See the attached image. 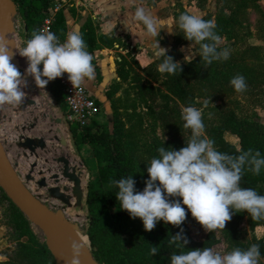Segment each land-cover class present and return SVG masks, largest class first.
Here are the masks:
<instances>
[{"label":"trees","instance_id":"trees-1","mask_svg":"<svg viewBox=\"0 0 264 264\" xmlns=\"http://www.w3.org/2000/svg\"><path fill=\"white\" fill-rule=\"evenodd\" d=\"M55 1L60 0H11L23 20L24 41L30 38L36 25L49 14ZM228 1L221 8L217 7L213 16L206 13L202 18L205 20L214 19L216 25L214 31L224 39L235 41L237 37L235 25L237 24L238 14L249 6H256L258 0H233L234 3ZM184 11L185 9L181 6V12ZM70 12L73 14L71 9ZM178 15L175 12L174 18ZM52 27L57 38L65 32L66 23L62 7L54 14ZM97 31V26L93 24L90 18H87L80 26L78 32L81 34L87 50L111 48L115 44L119 46L118 42L121 41L117 36L98 33ZM234 41L228 47L220 45V48L230 49L233 47L231 44ZM185 42L188 41L182 37V33H179L178 30L174 38L175 46ZM196 49H198V45ZM233 55V51L230 49L226 60H214L210 64H205L197 54L190 63L180 64L181 71L179 74L174 75L157 72L155 64V66L148 65L146 67H141L139 63L136 64L140 71L150 76L152 82H159V85L167 94L177 98L185 107L189 105L194 107L198 104L197 98L213 103L216 99L222 100L224 96L232 94L234 89L229 84V80L237 74L244 77L245 83L248 81L254 84L257 81V78L244 67L235 63ZM115 66V73L119 80L110 83L104 91V96L109 101L113 112L111 130L103 127L95 119L88 124L79 125L75 120L65 118L68 132L77 153L79 154L78 150L86 145L95 162L92 175L89 176L86 183L84 199L88 216L85 232L94 261L98 264H169V255L184 249H176L169 245L167 243L168 235L175 234L181 229L188 241L185 248H211L216 241L213 232H208L201 241H195L191 237L188 221L197 222L187 211L185 220L179 226L157 221L151 230L145 231L139 218L130 217L125 210L119 209L114 195L116 189L112 181L123 176L132 175L136 190H141L144 186L143 182L147 178L145 167L151 158L157 155V148L162 145L179 149L183 144L174 141L162 143L157 139H153L150 144L141 143L140 145L142 153L149 159L136 154L133 141L136 137L137 127L138 142L140 141L139 131H141L142 114L139 111L138 113L135 112L136 104L133 100L132 104L126 107L128 113H126V118L123 119L114 97L119 90L120 82L128 78L133 68L130 67L129 61L123 55H120V60L115 61ZM93 67L96 80L99 81L101 79L100 71L96 65H93ZM151 81L140 86L151 93H161L160 88L154 87ZM45 87L49 90L62 115L66 117L68 111L63 102L61 87L55 79L49 81ZM221 102L215 105V108H220ZM97 104L100 103L97 101ZM139 106L151 108L138 87ZM226 131L237 138L236 145L225 140L224 132ZM208 138L213 140V147L217 151L235 156L240 151L251 148L258 150L261 157H264V124L252 118L240 117L233 108L226 113L221 112L218 123L211 125L208 129ZM240 184L242 187L253 188L258 194L264 195V169L259 174H254L247 169L242 170ZM168 199L179 200V197L169 196ZM17 217L20 218L17 225L21 224L23 227L20 234L33 240L34 235L29 227L28 220L21 213H18ZM243 217H246V223L250 230L253 231L255 227L259 226L263 228V235L260 238L253 237L252 244L259 245V257L264 258V218L253 219L244 211L232 213L231 218L224 224L225 234L229 242L233 248L246 249L250 245L241 242L238 236V226ZM153 246L158 251L150 256L149 248ZM38 259L39 264H56L45 243L39 245Z\"/></svg>","mask_w":264,"mask_h":264},{"label":"clouds","instance_id":"clouds-1","mask_svg":"<svg viewBox=\"0 0 264 264\" xmlns=\"http://www.w3.org/2000/svg\"><path fill=\"white\" fill-rule=\"evenodd\" d=\"M122 23L140 43H149L152 55L160 59L156 71L161 74L174 75L181 71L180 62L167 55L159 44L157 37L162 30L177 33L173 28L178 29L185 40L198 45L199 58L205 64L226 60L229 55L227 48H220L222 37L214 31V19L205 20L200 14L187 10L173 22L137 6ZM103 30L112 31L113 24L106 21ZM16 52L26 58L24 77L31 76L39 88L62 74H66L72 88L93 77L92 57L78 31H69L62 42L51 31H34ZM8 53L7 47L0 43V104L19 105L25 96L22 88L26 80L10 63ZM194 56L196 54L187 49L183 60L190 63ZM229 84L237 92L246 88L244 77L239 74L233 76ZM201 115V111L191 105L182 108L180 118L183 128L190 129V137L179 149L162 145L157 148V155L145 167L147 178L141 190H136L132 175L112 181L119 209L130 217L139 218L145 231L151 230L157 221L179 226L185 220L186 211L208 231L224 228L236 211L247 212L253 219L264 218V195L240 184L242 170L259 174L264 169V157L251 148L235 156L217 151L213 140L203 135ZM169 196L179 197V200H169ZM167 243L184 249L171 253L169 264H257L260 256L256 243L246 249L233 248L223 253L208 247L185 248L188 241L182 229L168 235ZM157 251L153 246L149 248V255ZM73 252L72 264H78L77 250Z\"/></svg>","mask_w":264,"mask_h":264},{"label":"rangeland","instance_id":"rangeland-1","mask_svg":"<svg viewBox=\"0 0 264 264\" xmlns=\"http://www.w3.org/2000/svg\"><path fill=\"white\" fill-rule=\"evenodd\" d=\"M89 1L93 4L96 2L95 0ZM226 1L227 0H138L136 5L144 7L146 10L151 11L161 19H168L174 22V13L177 12L180 14L181 6L190 13H197L201 16L210 13L213 16L216 13V8H221ZM229 1L234 3L233 0ZM104 3L110 5L116 3V0H105ZM63 4V14L66 12L73 17H76V14H79V11L82 12L85 10V6L80 4L78 0H65L62 5ZM70 9L73 14L70 12ZM124 14L125 11L124 13L121 12L120 16L123 17ZM87 18H90V16L88 15L86 19ZM90 19L93 21V24L97 26L96 21H94L93 18ZM69 22H71V19H69ZM6 24V39L9 40L13 38L15 40L16 52L23 46L25 34L21 14L16 10L11 0H8ZM118 24L122 29L127 31L126 33H128V36L122 37L117 35L121 42H118L119 46L115 44L113 47L109 48L108 54L111 56L115 69V61L120 60V55L126 56V59L131 65L130 67L133 69L129 73L128 78L120 82L119 90L114 96L116 99V106L121 113V117L125 119L126 113H128L126 107L132 104L133 100L135 101V112L138 113L139 111L142 115L140 123L141 131H139L140 141L138 142L137 127L133 147L137 155L149 159V157L142 153V147L140 146L141 143L147 145L150 144L153 139H157L162 143L174 141L183 144L184 142H187L190 137V129L183 128V121L180 118L181 110L185 106L177 98L167 94L159 85V82H152L150 76L138 69L136 63H139L141 67H146L148 65L157 66L160 59L152 55L149 43H140L138 39L134 38L129 33L122 21L113 22V26ZM68 25L69 26L68 28L66 27L65 32H63L58 38L60 42L65 39V36L69 31H74L71 27L72 24L68 23ZM97 29V32L99 33L98 26ZM173 30L178 32L175 28H173ZM235 30L237 37L235 41L232 40L234 41L231 44L233 47L230 48L234 54L233 60L256 77L257 81L254 84L247 81V83H245L246 88L242 92L234 90L232 94L224 96L222 100L216 99L213 103L201 98L196 99L198 104L194 107L199 109L202 113L201 119L204 124L203 135L206 137H208V129L210 126L218 123L221 112L226 113L232 108L240 117L245 116L252 118L264 124V0H258L256 6H249L242 13L238 14ZM107 34H113V32H108ZM176 34L177 33H168L162 30L157 39L160 46L166 49L167 55L172 56V58L179 61L180 64H184L183 56L187 54V49L189 52L197 55V45L188 41L184 44L175 46L174 38ZM232 41L222 38L220 45L228 47ZM122 45H124V47H122ZM230 49H228V51ZM126 51L129 52L127 53ZM16 55H18V53H16ZM24 79L26 80L24 87L29 91L28 86L31 83L26 78ZM148 81H151L154 87H159L161 93H151L149 90L140 86L141 84L145 85ZM21 84H23V81ZM138 87L141 94L147 99L148 104L151 105L150 109L146 106L138 107ZM42 91L44 98L48 101L47 107L53 112L54 117L51 120L44 118L42 115L35 118L34 115H32L34 109H32L33 107H31V105H26L21 109L20 105L25 103V97L19 105L0 104V139L8 155L10 164L18 174L24 186H26V188H28L33 195L50 210L56 212L61 218L76 229L83 231L86 236L85 230L87 227L88 216L84 203L85 196L81 206L75 205V198L73 196L74 199L72 198L73 201H71V205L67 206L59 200L52 198L47 192V187L54 185L53 180L50 178L51 175L54 173L61 175L60 169L62 164L58 163L56 159L64 153L76 171L81 173L82 180L85 179L83 181L85 194L86 183L89 176L92 175L95 162L91 157L87 156V151L83 152L80 149L78 150L80 155L77 153L68 132L66 120L63 118L59 107L56 105L52 95L45 86L42 88ZM205 101L208 102L205 103ZM220 101H222L220 108H215V105L219 104ZM99 106L100 111L95 120L103 127L111 130L113 112L110 103L106 100L105 106L100 104ZM55 118L62 119V122L56 123L54 120ZM45 125H60L64 128L66 139L70 145V151L62 150V144H60L58 140L59 143L56 148L59 150L56 149V152L50 151L49 154L43 149H37L34 156H25L24 152L29 153V151L20 147L19 143L23 141L25 137L43 138L40 130ZM224 138L232 144H237V138L228 131L224 132ZM44 149H46V147ZM31 163H36V166L33 169L30 167ZM30 171H32L31 175L33 176V180L25 178ZM39 172L42 174H39ZM41 177L46 178V187H39L37 185V181ZM66 181L68 180L60 177V182H58L59 185L57 184V186H65ZM70 184H72V182H70ZM69 194L71 195L70 192ZM18 213H21L23 217L28 220L29 227L34 235L33 240L28 239L26 235L20 234L23 227L21 224L17 225L20 220V218L17 217ZM188 229L191 237L195 241H201L205 238L208 232H213L216 241L211 248L214 251L223 253L233 249L227 235L225 234L224 228L218 227L208 231L204 230L198 223L188 221ZM262 235V227H255L252 231L246 223V217L241 219L238 226V236L241 242L251 245L253 237L260 238ZM43 243L47 244L45 233L11 202L0 187V257L3 258L0 259V264H39L38 249L39 245H42ZM87 246L89 247V243H87ZM257 264H264V258L258 257Z\"/></svg>","mask_w":264,"mask_h":264},{"label":"water","instance_id":"water-1","mask_svg":"<svg viewBox=\"0 0 264 264\" xmlns=\"http://www.w3.org/2000/svg\"><path fill=\"white\" fill-rule=\"evenodd\" d=\"M7 9L8 0H0V43H3L8 49L10 55V63L14 66L16 61L13 57L11 48L14 47L15 41L13 38L5 41L6 38V21H7ZM29 90H33L34 86L30 84ZM34 101L27 99L25 103L20 105V108H24L26 105H32ZM56 123H61L62 119L55 118ZM60 144L65 145L66 140L64 138L59 139ZM19 146L28 150L31 155H35L37 149H44L46 146L43 138H30L25 137L23 141L19 143ZM56 161L62 164L60 169L61 175L54 173L50 176L54 185L47 187L48 194L64 203L67 206L71 205L72 196L75 198V205L81 206L84 199V191L81 187V173L77 172L73 166H70L68 157L61 155ZM36 163H31L30 167L33 169ZM30 171L25 178L33 180V176ZM39 174H42L39 172ZM60 177L72 182L70 193L68 186H57L60 182ZM39 187H46V178L41 177L37 181ZM0 187L4 191L5 195L11 200V202L36 226H38L47 237V246L56 262V264H72L74 258L73 250L76 249L75 259L78 264H96L94 261L90 249L85 245L82 239L76 233L74 226L70 225L63 218H61L56 212L50 210L44 205L37 197L31 194V192L24 186L20 180L18 174L9 162L8 155L4 149L3 143L0 139Z\"/></svg>","mask_w":264,"mask_h":264},{"label":"crops","instance_id":"crops-1","mask_svg":"<svg viewBox=\"0 0 264 264\" xmlns=\"http://www.w3.org/2000/svg\"><path fill=\"white\" fill-rule=\"evenodd\" d=\"M96 2L93 4L89 0H78L80 4L85 6V10L82 12L79 11V14H76V17L71 16L69 13L64 12L65 21L67 23L72 24V29L74 31H79L80 26L84 23L86 20V17L89 15L90 18H93L94 21H96L97 26L99 27V32L101 33H108L103 30V25L106 21L113 22L115 21H123L126 17V15L130 12H132L135 7H137L136 3L138 0H116V3L114 4H106L104 3L105 0H95ZM77 10V8H76ZM123 10V11H122ZM85 11V12H84ZM125 14L123 17H121V12ZM68 12V11H67ZM78 12V10H77ZM119 18V19H118ZM69 19H71V22H69ZM122 26V24H121ZM113 32L114 35H120L122 37H127L128 33L127 31L122 29L119 24L113 26V30L109 31ZM86 51L91 55L92 65H96L100 71L101 79L99 81L96 80V73L93 67V77L91 79H85V81L81 84L84 86L87 91L100 103V105L105 106L106 98L104 96L105 88L112 82H115L118 80V77L115 73V68L113 61L111 60V56H109L108 51L109 48H97L93 49L92 51L87 50ZM81 150L87 151V156L91 157L88 147L86 145H83L81 147ZM93 159V158H92Z\"/></svg>","mask_w":264,"mask_h":264},{"label":"built area","instance_id":"built-area-1","mask_svg":"<svg viewBox=\"0 0 264 264\" xmlns=\"http://www.w3.org/2000/svg\"><path fill=\"white\" fill-rule=\"evenodd\" d=\"M65 0L55 1L48 15L36 25L34 31L48 32L53 31L52 23L54 21V14L62 7ZM58 41H60L58 39ZM61 87L63 102L68 111L66 117L69 120H75L79 125L88 124L95 119L100 111V106L96 99L87 91V89L80 85L72 88L71 84L66 79V74H62L58 78H54Z\"/></svg>","mask_w":264,"mask_h":264},{"label":"bare ground","instance_id":"bare-ground-1","mask_svg":"<svg viewBox=\"0 0 264 264\" xmlns=\"http://www.w3.org/2000/svg\"><path fill=\"white\" fill-rule=\"evenodd\" d=\"M5 41H7L6 38H5ZM7 49H9V48H7ZM11 50H12V53H13V57H14V59L16 61L15 67H17V69L19 71L21 70V73H22V75L24 77V70H25V68L27 66L26 58L21 57L19 55H16V53H17V52H15V50H16V42H15L14 47L11 48ZM24 78H26L34 86V89L33 90H29L28 91L23 86V84H21L23 86L22 90L25 92V96H24L25 99L26 100L27 99H31V100L34 101V104L31 105V107H33L32 109H34L32 111V113H33L32 115H34L35 118H38L40 115H42L44 118L51 120L54 117V115H53V112L47 107L48 101L43 96L42 88H39V86H36L35 85L34 81L31 78V76H27V77H24ZM40 133L43 135V139L45 140V144H46L45 147H46V149H43V150H45L46 153H49L50 154V151H55L56 149H58L56 147H57V145L59 143L58 140L60 138H64L66 140V144L65 145H62V148H63L62 150H64V151L65 150L70 151V145L68 144V140L66 139V133H65V130H64V128L62 126H60V125L59 126H57V125L56 126H54V125H45L40 130ZM24 155L27 156V155H31V154L30 153H27V152H24ZM61 155H64V153H62ZM70 166H73L71 162H70ZM84 180H82V178H81V187H82L83 191H84V182H83ZM61 181H63V180H61ZM71 185L72 184H70L69 181H66V185L65 186H68V191L66 192V194H68V195H69V191L71 189ZM30 189H32V188H30ZM31 194L33 195L32 192H31ZM72 198H71L70 201H73ZM74 229H75L76 233L78 234V236L82 239L83 243L85 245H87L88 240H87V237L85 236L84 232L83 231H80L79 229H76L75 227H74Z\"/></svg>","mask_w":264,"mask_h":264}]
</instances>
